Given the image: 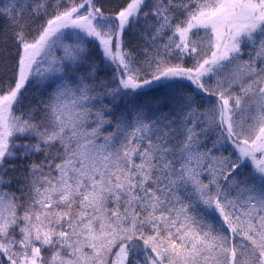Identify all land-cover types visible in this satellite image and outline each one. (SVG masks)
<instances>
[{"label": "snow or ice", "instance_id": "snow-or-ice-1", "mask_svg": "<svg viewBox=\"0 0 264 264\" xmlns=\"http://www.w3.org/2000/svg\"><path fill=\"white\" fill-rule=\"evenodd\" d=\"M0 264H264V0H0Z\"/></svg>", "mask_w": 264, "mask_h": 264}, {"label": "trees", "instance_id": "trees-1", "mask_svg": "<svg viewBox=\"0 0 264 264\" xmlns=\"http://www.w3.org/2000/svg\"><path fill=\"white\" fill-rule=\"evenodd\" d=\"M112 2H114V0H112Z\"/></svg>", "mask_w": 264, "mask_h": 264}]
</instances>
